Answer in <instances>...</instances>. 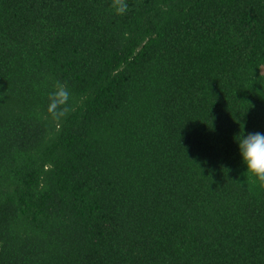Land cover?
I'll use <instances>...</instances> for the list:
<instances>
[{
  "label": "trees",
  "instance_id": "16d2710c",
  "mask_svg": "<svg viewBox=\"0 0 264 264\" xmlns=\"http://www.w3.org/2000/svg\"><path fill=\"white\" fill-rule=\"evenodd\" d=\"M263 67L264 0H0V264H264Z\"/></svg>",
  "mask_w": 264,
  "mask_h": 264
},
{
  "label": "clouds",
  "instance_id": "9594fccd",
  "mask_svg": "<svg viewBox=\"0 0 264 264\" xmlns=\"http://www.w3.org/2000/svg\"><path fill=\"white\" fill-rule=\"evenodd\" d=\"M126 6L118 9L123 13ZM234 142L238 149L240 162L249 176L264 182V133H245L244 129L235 134Z\"/></svg>",
  "mask_w": 264,
  "mask_h": 264
},
{
  "label": "rangeland",
  "instance_id": "374dc122",
  "mask_svg": "<svg viewBox=\"0 0 264 264\" xmlns=\"http://www.w3.org/2000/svg\"><path fill=\"white\" fill-rule=\"evenodd\" d=\"M263 72H264V67L262 68Z\"/></svg>",
  "mask_w": 264,
  "mask_h": 264
}]
</instances>
